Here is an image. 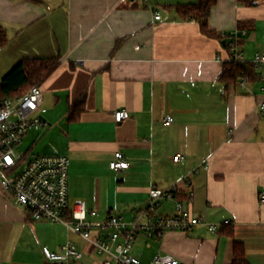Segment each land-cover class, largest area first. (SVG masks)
I'll list each match as a JSON object with an SVG mask.
<instances>
[{"label": "crops", "instance_id": "0c3cea01", "mask_svg": "<svg viewBox=\"0 0 264 264\" xmlns=\"http://www.w3.org/2000/svg\"><path fill=\"white\" fill-rule=\"evenodd\" d=\"M252 1L218 0L208 35L177 11L198 0H0L8 36L0 83L24 60L57 62L40 85L46 126L23 143H30L31 157H69L71 202L96 211L90 220L119 216L129 223L146 208L152 187L177 188L195 216L217 225L232 221L217 233L201 225L160 240L140 235L134 253L143 264L157 255L232 264L235 242L243 243L249 264H264V67L245 88L222 79L232 41L224 34H237L249 64L264 52V0ZM119 110L130 118L117 123ZM117 153L129 168L110 169ZM175 204L163 200L158 213L172 215ZM68 241L84 254L78 264H104L105 256L62 224L33 220L0 185V264H45L42 249L60 252Z\"/></svg>", "mask_w": 264, "mask_h": 264}, {"label": "built area", "instance_id": "2783aa9c", "mask_svg": "<svg viewBox=\"0 0 264 264\" xmlns=\"http://www.w3.org/2000/svg\"><path fill=\"white\" fill-rule=\"evenodd\" d=\"M157 14L155 20L160 21ZM236 33L224 34L223 38H232L228 49L229 62L247 63L243 52L236 41ZM256 72L264 67V52L257 53L250 61ZM264 81V76L261 78ZM245 88L249 78L240 80ZM44 95L39 86L31 87L26 93L17 97L0 98V185L10 192L16 205L25 208L33 220L62 224L69 233L78 235L99 255L105 256L104 264H143L134 253L135 243L140 235L151 240H160L168 232L188 233L197 226H206L211 233H217L225 226L231 225L227 220L221 225L210 224L195 216L180 200L177 188L163 191L152 187L146 208L139 211L132 222L124 221L123 217L113 216L106 221H94L96 211H90L82 200L70 201L69 172L70 159L60 154L37 155L29 158L28 154H19L18 148L32 130H40L46 126L41 115ZM261 114L264 116V101L260 103ZM117 123L130 118L126 110L114 114ZM174 122L173 115L165 119L166 125ZM231 134H229V137ZM232 140L228 138V143ZM177 163L183 162L181 155L174 156ZM129 168V163L122 153L115 155L110 169L120 171ZM188 189L187 199L193 201V182L191 176L184 180ZM176 200L172 215L159 214L163 200ZM264 203V199L262 200ZM98 232V237L93 236ZM45 264H78L84 254L68 241L60 252L49 248L42 249ZM150 264H183L170 255H157Z\"/></svg>", "mask_w": 264, "mask_h": 264}, {"label": "trees", "instance_id": "16d2710c", "mask_svg": "<svg viewBox=\"0 0 264 264\" xmlns=\"http://www.w3.org/2000/svg\"><path fill=\"white\" fill-rule=\"evenodd\" d=\"M218 0H198L195 4L183 5L177 8L180 19H196L202 31L209 35L208 18L211 9ZM242 4L254 5L252 0H239ZM8 43L5 29L0 25V48ZM57 62L47 59L24 60L17 65L0 83V98L17 97L26 93L31 87L43 84L56 70ZM248 77L249 81L255 77L252 64L240 62H228L224 64L222 79L226 82L237 83L242 77ZM84 98L78 102L83 106ZM226 226L224 229H227ZM222 229V231L224 230ZM232 235V231H230ZM232 264H249L245 247L241 242L234 243V258Z\"/></svg>", "mask_w": 264, "mask_h": 264}, {"label": "rangeland", "instance_id": "374dc122", "mask_svg": "<svg viewBox=\"0 0 264 264\" xmlns=\"http://www.w3.org/2000/svg\"><path fill=\"white\" fill-rule=\"evenodd\" d=\"M30 147H31V146H30V143L27 141V143H23V144L18 148V153H19V154H25V153H26V154H28V157L31 158V156H32V150H30ZM29 150H30L31 152L28 153ZM34 150H35V152L37 151L36 148H35ZM35 152H34V153H35ZM30 154H31V155H30Z\"/></svg>", "mask_w": 264, "mask_h": 264}]
</instances>
